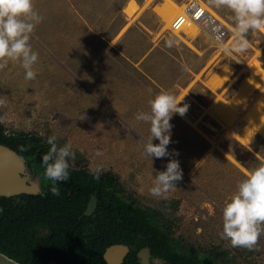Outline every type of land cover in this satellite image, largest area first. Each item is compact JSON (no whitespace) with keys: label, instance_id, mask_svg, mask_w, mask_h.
<instances>
[{"label":"rangeland","instance_id":"obj_1","mask_svg":"<svg viewBox=\"0 0 264 264\" xmlns=\"http://www.w3.org/2000/svg\"><path fill=\"white\" fill-rule=\"evenodd\" d=\"M129 1L34 0L43 17L29 41L39 54L37 75L26 80L25 70L12 62L0 70V96L7 101L0 108L7 123L1 124L45 141L55 133L58 146L71 142L76 156L70 164L103 165L124 197L153 211L183 246L213 255L214 264H264V236L255 250L232 248L220 237L225 202L264 160V133L256 125L260 110L264 118V30L248 34L246 51H226L235 39L230 10L202 0L229 26L219 42L198 28L193 35L170 29L156 11L164 0H135L140 7L133 15L125 10ZM173 1L182 6L187 0ZM170 36L178 47H166ZM230 70L219 87L210 85L211 77ZM242 85L244 96L238 93ZM162 90L192 101L170 121L168 150L178 151L173 158L183 180L168 199L149 189L169 158L144 154L141 138H148L150 125L135 119L150 111L149 100ZM217 98L232 103V121L244 122L240 131L214 113Z\"/></svg>","mask_w":264,"mask_h":264},{"label":"clouds","instance_id":"obj_2","mask_svg":"<svg viewBox=\"0 0 264 264\" xmlns=\"http://www.w3.org/2000/svg\"><path fill=\"white\" fill-rule=\"evenodd\" d=\"M217 9H228L232 13L234 42L226 51L244 52L250 44L247 39L251 32L264 30V0H209ZM43 22V17L34 6V0H0V70L10 62L18 63L25 70V79L34 80L37 73L34 65L39 60V54L34 52L30 44L31 36L37 25ZM179 27V24L176 25ZM168 48L178 47L179 41L170 36L165 40ZM182 100V99H181ZM181 100L169 90H162L149 100L150 111L137 113L135 119L150 125L147 139L141 138L143 152L151 159L168 157L165 170L158 171L154 177L151 196L168 199L171 191L183 180V170L180 167L178 151L169 152L171 143L170 123L174 114L183 116L188 105H181ZM6 99L0 96V108L6 106ZM0 123H7L0 116ZM58 136L54 133L47 137L50 146L42 157L45 166L44 175L52 184L50 191L58 196V182L67 181L70 177L69 160H75L76 153L71 142L62 146L57 144ZM158 140L159 143H153ZM26 148L21 146V151ZM97 156L102 153L97 150ZM89 171L99 179L103 165H90ZM264 236V160L250 169L245 178L237 184V190L230 195L222 209L221 239L227 240L232 248L255 250Z\"/></svg>","mask_w":264,"mask_h":264},{"label":"flooded vegetation","instance_id":"obj_3","mask_svg":"<svg viewBox=\"0 0 264 264\" xmlns=\"http://www.w3.org/2000/svg\"><path fill=\"white\" fill-rule=\"evenodd\" d=\"M22 132L24 131L6 130L0 123V143L14 149L23 157L25 171L21 173V176L25 177L28 183H35L37 188L35 192L18 193L29 196L13 197L5 200L7 204L0 203V217L6 219L4 208L19 206L17 215L23 216L22 222L25 225L23 235L8 242L9 246L0 249L1 252L23 264L215 263L213 255L208 254V257H203L197 251L180 244L172 234L167 237L154 235L146 227L139 228L138 223H133L130 228L124 226L123 229L115 230L116 232L106 227V220L100 219L98 189L82 197L76 192L81 189L68 187L67 181H63L58 182L60 194L53 195L50 191L52 182L44 175L45 166L42 157L35 156V159L30 162L21 153L24 140ZM24 141L27 142L24 147L37 146L36 141ZM44 142L46 143L45 139H42L41 143ZM38 164L40 168H36ZM79 167L70 164V168ZM118 193L124 197L121 192ZM27 202H32L34 211H31L32 204L30 209V203ZM133 204L139 206L136 202ZM157 223L164 232L168 230L158 219ZM171 238H174L173 244H154L155 240L168 241Z\"/></svg>","mask_w":264,"mask_h":264},{"label":"trees","instance_id":"obj_4","mask_svg":"<svg viewBox=\"0 0 264 264\" xmlns=\"http://www.w3.org/2000/svg\"><path fill=\"white\" fill-rule=\"evenodd\" d=\"M24 140H32L37 142V146H25L26 150L21 152L30 162L35 159V156L43 157L45 153L49 150V145L47 143H41L43 139L41 135L37 133L22 132ZM22 141L23 146L27 144L26 141ZM40 164L36 168H40ZM70 177L67 180L66 184L71 188H79L81 191L78 192V196L84 197L88 195L89 192L98 189L100 196V208H101V220H106V227L111 228L114 232L118 229H123L124 226L133 225V223H138L139 228L146 227L152 231L154 235H166V237L171 235L167 230L164 232L162 227L157 223L156 214L149 210L148 208H143L141 206H135L134 199L121 197L118 192L120 188L118 186L117 180L114 178V175L111 171H105L101 173L99 179H96L88 168L79 167V168H69ZM75 193V192H74ZM77 194V193H76ZM29 196L26 194H17L16 196H3L0 195V203L7 204L5 200L11 199L13 197H22ZM69 197V196H68ZM31 198V197H28ZM130 199V200H129ZM30 203V209L32 202ZM1 208V207H0ZM6 219L0 217V249L8 247V242L15 240V237L23 235L25 231V225L22 222L23 216H18L17 211L19 206H11L9 208H4ZM21 209V207H20ZM33 207L31 211H34ZM137 222H134V221ZM24 226V227H23ZM174 238L169 239L168 241L155 240V245L161 244H173ZM17 240V238H16ZM223 255H227L228 259H233L231 251L229 249L222 250ZM228 262L230 260H227Z\"/></svg>","mask_w":264,"mask_h":264},{"label":"bare ground","instance_id":"obj_5","mask_svg":"<svg viewBox=\"0 0 264 264\" xmlns=\"http://www.w3.org/2000/svg\"><path fill=\"white\" fill-rule=\"evenodd\" d=\"M139 7H140V5L135 0H130L126 5L125 10L127 11V13L129 15H133L139 9ZM156 8H157L156 11L159 12V14L163 17L164 20H166L167 24L171 23V21L176 17V15L178 13H181L183 10V6L177 4L173 0H164L162 3L157 5ZM184 28H185V30H187V32L190 35H193L197 31V26L190 21H188L184 25ZM262 68H263V66H262ZM231 71L232 70H230L229 72L228 71H222L220 73L215 74L209 80L210 85L214 88L219 87L224 82V80L227 78V76L231 73ZM263 71H264V69H263ZM261 79H264V77ZM244 90L246 91V87L244 85H242L240 87L238 93L243 95ZM213 104L211 106L214 109V113H216L217 117H220L224 120H228V121L231 120L232 121V119L234 118L233 117L234 114L231 112L232 111V103H230V101L228 103H224V100L217 98L215 100V102H213ZM261 106H263V104ZM260 111H259V115H258L259 119H258V117L256 119V120H258L256 125L261 130V132L264 133V118H262L263 112H260ZM256 120H255V122H256ZM243 125H244L243 119L232 121V126L238 131H240L243 128Z\"/></svg>","mask_w":264,"mask_h":264},{"label":"built area","instance_id":"obj_6","mask_svg":"<svg viewBox=\"0 0 264 264\" xmlns=\"http://www.w3.org/2000/svg\"><path fill=\"white\" fill-rule=\"evenodd\" d=\"M183 10L178 13L170 23V29L173 31L185 32L184 25L190 21L197 26L199 30L208 31L213 35L215 41H223L229 32V26L226 21L215 12L210 11L208 6L202 0H187L182 4ZM179 24L177 28L176 25ZM191 100L189 97H183L181 105L187 104L190 108Z\"/></svg>","mask_w":264,"mask_h":264},{"label":"water","instance_id":"obj_7","mask_svg":"<svg viewBox=\"0 0 264 264\" xmlns=\"http://www.w3.org/2000/svg\"><path fill=\"white\" fill-rule=\"evenodd\" d=\"M23 157L14 149L0 143V195L35 192L37 185L28 183L21 173L25 171ZM0 264H23L0 251Z\"/></svg>","mask_w":264,"mask_h":264}]
</instances>
